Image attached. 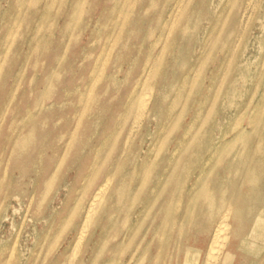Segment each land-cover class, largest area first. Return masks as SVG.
Segmentation results:
<instances>
[{
  "label": "rangeland",
  "instance_id": "obj_1",
  "mask_svg": "<svg viewBox=\"0 0 264 264\" xmlns=\"http://www.w3.org/2000/svg\"><path fill=\"white\" fill-rule=\"evenodd\" d=\"M72 1L26 2L24 9L28 14L12 46L8 40L10 54L4 56L2 45L7 43L1 40L3 30H10L20 10L16 0H0V135L9 134L8 127L12 124L23 128L31 120L44 133L50 126L40 127L42 118L70 116L87 109L81 136L83 155L78 159L71 154L62 162L60 172L64 175L45 187L43 202H36L28 210L19 208L15 214L10 211L4 221L6 214L2 211L1 240L11 243L13 236L22 233L15 258L17 264H33L34 255L40 249L43 255L34 264H69L78 222L85 212V186L95 175L97 181L108 176L115 182V199L108 205L109 213L99 215L98 227L89 231L74 264H184L186 259L203 264L204 241L206 238L207 242L208 229L222 215V199L251 186L250 175L246 178V172L237 168L244 167L240 155L244 148L250 147L252 137L250 60L258 53L253 36L258 37L257 44H264L260 30L263 14L254 17L250 28L230 46L225 57L214 60L207 58L206 18L197 12L182 17L178 39L163 59L162 73L154 86V101L144 111L140 108L142 90L137 86L138 77L144 62L148 58L152 61L168 45L163 39L150 56L151 41L146 36L156 32L147 31L152 17H144L145 22L139 16L136 18L133 26L139 28L132 29L138 31L143 23L147 28L138 40L128 34L116 43L110 40L101 45L104 42H99L100 38L115 35L111 31L117 25L99 14L102 11L109 14L115 4L112 0H94L92 12L95 10L97 15L89 18L90 22L86 17L82 29H78V22H68L74 17V12L69 13ZM121 1L125 5L121 7L126 14L123 19L129 17L131 5L137 2L133 19L149 3V0ZM185 1L188 4L190 0ZM220 1L223 0H193L191 5L208 10ZM161 2V11L174 3L173 0ZM47 8L48 28L45 15L41 23V15ZM157 25L155 18L153 26ZM162 27L160 24L159 30ZM63 34L68 37L65 43L60 37ZM89 37L94 41L85 42ZM218 39L214 52L221 51L224 44L223 39ZM60 44L61 49L57 51ZM234 50L237 56L232 62L227 57ZM59 55L63 58L61 64ZM45 56H50L49 60ZM96 63L98 96L91 103V98L83 96L90 82L84 75ZM133 92L135 99H132L135 95L128 96ZM129 98L134 102L126 104ZM127 108L131 110L129 115ZM241 136L248 146L238 141ZM154 141L171 143L170 150L166 146L160 150L158 164L163 160L160 175L169 162L176 169L172 179L179 180L180 184L158 187L157 182H150L145 190H131L128 185L141 174L142 160L153 157L150 150ZM180 146L183 159L177 164L170 155ZM89 162L90 165H81ZM168 177L163 178L164 184ZM12 180L26 184L22 178ZM8 183L11 184L10 178ZM139 190L144 195L133 202ZM210 198H214V203ZM114 215L120 216L123 223L113 224L111 216ZM246 220L242 222L244 231L250 234L252 220L251 224ZM239 223L233 221L232 225ZM255 241L260 244L259 240ZM2 258L8 260L10 254H3ZM239 264L254 263L247 259L246 263L239 261Z\"/></svg>",
  "mask_w": 264,
  "mask_h": 264
},
{
  "label": "bare ground",
  "instance_id": "obj_2",
  "mask_svg": "<svg viewBox=\"0 0 264 264\" xmlns=\"http://www.w3.org/2000/svg\"><path fill=\"white\" fill-rule=\"evenodd\" d=\"M31 0H16V4H19L20 13L12 23L9 31L4 29V34L1 36L2 41H6L7 46L2 45V55H9L8 49L12 46L15 38L18 37L20 31V25L24 23V20L28 14L25 11V3H30ZM94 0H73L69 4L70 12H74L73 18L68 22H78V29H82L85 18H92L96 11L92 12ZM111 2V0H108ZM126 1V0H125ZM157 1V2H156ZM162 0H149V3L143 5L140 9V13L132 18V14L135 10V5H131L128 9L127 18L123 19L126 14L122 11L121 7H124V1L112 0L115 4L114 9L110 10L107 14L102 11L99 17H108L113 25H117L112 33L115 35L106 34L102 36L99 42H104L101 45H105L108 41L122 40L129 34L132 39L138 40L143 37L141 34L144 31V23L140 24V29L135 30L133 24L137 23L136 18L139 16L140 21L146 17H152L148 30L156 31L151 35L146 36L147 40L151 41L150 56L156 51L158 44L162 43V40L167 43L166 47H162L159 54L152 61L146 60L144 67L138 77L137 86L138 89L142 90L139 93L140 97V108L141 110H148L152 105L155 98V89L157 81L162 73V64L164 63V56L168 51L170 45L178 39L179 28L181 18H185L191 15L192 12H197L204 16L207 21L208 32L204 38V42L209 47L207 54L208 60H214L226 56V51L229 50L230 46L239 41L241 36L250 28L254 17L258 14H263L264 17V0H223L219 4L215 5L214 8L206 10L204 7L200 9V6L192 8V1L187 3L185 0H173L174 3H170L168 8H163L161 5ZM172 0H169L171 2ZM22 2V3H21ZM187 7H184V5ZM16 5V9H17ZM157 5L154 10L153 6ZM50 6V4H49ZM48 8L43 11L42 24L44 23V15L46 20L47 28L49 26L48 21ZM154 12V13H153ZM153 13V14H152ZM62 14V13H61ZM143 15V17H142ZM115 17H118L115 19ZM145 17V18H144ZM156 18V27L153 26V22ZM163 27L159 30V25ZM254 26V25H253ZM131 27V28H130ZM144 29L142 30V28ZM155 27V28H151ZM249 27V28H248ZM260 30L264 34V21L260 25ZM244 33V34H243ZM121 35V38H120ZM63 38L65 43L67 34L60 36ZM82 37H86L85 34ZM224 40L221 51L214 52L216 46V40L218 38ZM76 38V37H75ZM254 46L258 47V53L251 57V84H252V118H251V141L249 148H244L240 158L244 161V167L239 166L237 170L246 172V178L250 175L249 183L250 187L241 189L239 191H233L231 196L224 197L220 203L222 215L218 218L212 226L208 229V233L204 241L205 251L201 257L203 264H239L240 262L246 263L247 259L254 264H264V44L258 43V37L253 36ZM10 41V46L8 40ZM144 39V38H143ZM145 39V40H146ZM72 38L70 39V41ZM94 41V38H88L85 40L87 43ZM88 45V44H86ZM168 46V47H167ZM7 48L6 52L5 49ZM61 49L58 48L57 51ZM236 50V48H235ZM235 50L232 51L231 57L227 58L234 62L237 54ZM234 52V53H233ZM75 53H73L74 55ZM1 55V52H0ZM50 56H45V59ZM220 58V59H221ZM59 63L61 64L62 59L58 56ZM66 59V58H65ZM48 60L47 63H48ZM148 64V65H147ZM222 64V61H221ZM98 63L92 69H89L85 74L84 79L90 81L86 87V93L83 96L91 98L94 103V99L98 96V82L99 77L97 75ZM214 71V70H212ZM22 79V78H21ZM136 86V87H137ZM135 88H133L134 90ZM135 95L132 99H135L136 93H129L128 96ZM130 98L126 104L134 102ZM82 100V99H81ZM87 109L79 110L76 113H70V116L62 115L53 116L51 118H42L40 120V127H47L45 132H39L37 127L33 126V120L31 124H27V127L11 125L8 127L9 134L0 135V214L5 211V217L3 221L8 217V213L11 211L13 214L20 208H26L27 210L32 208V205L36 202H43L45 195V187L50 184L51 180L64 175L61 173V164L71 154H75L78 159L83 155V125L86 117ZM127 115L131 113V110L127 108ZM50 119V120H49ZM30 125V127H28ZM28 128V129H27ZM27 129V130H26ZM6 137V138H5ZM8 139V143L5 141ZM129 139V137H128ZM244 137H239L238 141L248 146L244 140ZM161 143V142H160ZM170 142L159 144L154 141V144L150 150L153 157L145 158L142 160V171L141 174L134 180L130 181L129 189H147L150 182L160 187L164 185L172 186L180 184L179 180H173L172 175L176 169H173L169 162L164 165V173L160 175L161 162L158 164L160 150L170 145ZM172 146L167 149L170 150ZM181 146L174 150L170 157L177 161L183 159V153L180 150ZM95 147L89 151H93ZM214 155L212 156V158ZM167 160V159H165ZM168 161V160H167ZM139 165V159L137 160ZM81 165H90V162L82 163ZM159 168V169H158ZM128 169V168H127ZM126 169V170H127ZM169 176L167 182L164 184V177ZM10 178L11 184L8 183ZM16 178L24 179L25 186L22 182L12 180ZM134 181H137L136 183ZM136 185L137 187H134ZM246 185V184H245ZM115 182L108 176H103L97 181V176L89 180V183L85 186V192L87 196L83 207L85 212L81 214L80 221L78 222V228L76 230V238L73 242L71 249L72 257L70 258L69 264H74L77 258L78 252L81 249L89 231L92 228H97L99 225L98 219L103 213H109V207L111 201L115 199ZM139 190L136 195V199L133 202L139 201L144 192ZM210 201L214 203V198H210ZM240 208H237L239 207ZM78 208V206H75ZM80 207V205H79ZM82 207V205H81ZM236 207V208H231ZM99 215H101L99 217ZM247 218V222L251 224L252 220V231L249 234L245 232V225L242 223ZM113 224H122V218L120 216H111ZM240 222L238 226H233L232 222ZM11 221L10 223H12ZM2 223V222H1ZM1 226V225H0ZM5 226V225H4ZM3 228V227H2ZM116 234L113 231V235ZM249 234V235H248ZM22 233H18L13 236L11 243H6L1 240L0 237V264H17L15 258L19 251L20 242L22 241ZM259 240L260 244H257L255 240ZM256 243V244H255ZM250 245V246H249ZM130 246V245H128ZM131 247V246H130ZM139 250V249H137ZM137 252V251H136ZM10 254L8 260L2 258L3 254ZM43 255V250L36 251L33 264L40 261ZM35 259L37 261H35ZM21 263V262H20ZM27 264V262H24ZM184 264H197L195 261L186 259Z\"/></svg>",
  "mask_w": 264,
  "mask_h": 264
}]
</instances>
